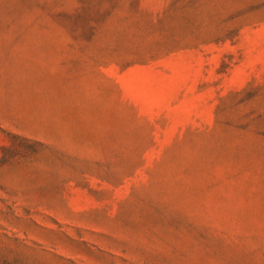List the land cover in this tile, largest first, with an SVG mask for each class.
I'll use <instances>...</instances> for the list:
<instances>
[{
  "label": "rangeland",
  "instance_id": "1",
  "mask_svg": "<svg viewBox=\"0 0 264 264\" xmlns=\"http://www.w3.org/2000/svg\"><path fill=\"white\" fill-rule=\"evenodd\" d=\"M0 264H264V0H0Z\"/></svg>",
  "mask_w": 264,
  "mask_h": 264
}]
</instances>
